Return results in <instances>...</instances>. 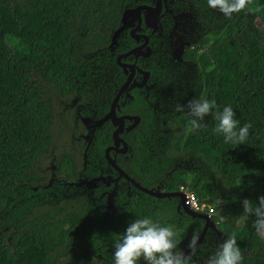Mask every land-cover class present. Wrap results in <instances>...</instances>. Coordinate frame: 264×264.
Wrapping results in <instances>:
<instances>
[{
  "label": "trees",
  "instance_id": "16d2710c",
  "mask_svg": "<svg viewBox=\"0 0 264 264\" xmlns=\"http://www.w3.org/2000/svg\"><path fill=\"white\" fill-rule=\"evenodd\" d=\"M132 1L0 0V264H56L71 239L78 243L71 264H114L90 252L91 238H116L121 228V218L112 226L116 218L104 215L107 193H102L110 188L101 182L90 189L75 185L83 176L105 174L107 165L98 162L94 152L99 149L92 143V163L78 172L81 147L72 138L71 116L63 115L61 103L85 93L78 70L92 53H108L103 49ZM251 8L204 30L201 50L186 49L184 57L202 69L204 99L214 100L216 108L201 122L203 127L191 132L189 117L172 118L155 160L161 173L169 172L159 175L161 189L185 185L199 201L213 204L211 219L226 233L225 240L235 234L241 264H264V237L253 226L254 215L245 219L242 205L248 199L258 206L264 196V0H252ZM119 42L133 44L127 34ZM228 106L238 127L251 124L244 144L226 143L215 131V115ZM173 163L179 165L173 168ZM51 170L61 182L51 181ZM146 182L141 183L150 186ZM133 191L129 195L120 189L115 195L116 204L119 197L124 200L115 216L132 221L143 216L173 225L179 232L177 252L201 230L202 219H187L176 210L177 197L159 199ZM135 198L138 204L124 205ZM81 215L93 227L77 240ZM220 216L226 218L222 223ZM187 220L191 224L185 227L181 223ZM214 253L195 255L194 264Z\"/></svg>",
  "mask_w": 264,
  "mask_h": 264
},
{
  "label": "flooded vegetation",
  "instance_id": "af4514ba",
  "mask_svg": "<svg viewBox=\"0 0 264 264\" xmlns=\"http://www.w3.org/2000/svg\"><path fill=\"white\" fill-rule=\"evenodd\" d=\"M194 1L197 7L196 19L202 23L205 30L217 25V21L226 18L219 11L206 7L207 0ZM154 2L155 0H133L124 7L123 11L126 8H134L138 5L153 6ZM188 2L190 6V0ZM186 8L188 7L180 8L178 6L170 8L165 6L161 11L163 14H158L156 22L153 20L149 21V19L146 20L148 15L144 14L145 10H143L140 20L138 21L137 18H134L132 24L120 33L117 41L119 42V38L125 37V34L133 40L131 47H127L125 43L121 42V45L126 49L121 50V53H123L133 47L142 45L145 41L144 36H146L147 44L141 48V52L146 53V47L148 46L150 53L147 55L137 53L122 57L120 60L126 65L125 67L118 64L116 60L121 53L113 57H109V53H105L104 56L95 55L94 57V53H92L87 57V62L82 64L83 68L79 69L80 71L78 70L79 83L84 85L85 93L81 96L72 97L67 103H61L63 115L68 113L71 116L68 121L72 125V138H75L81 147L78 153V172H81L82 169L85 170L92 163L93 158L90 155V151L88 152V148L92 143L99 149V151L94 152L98 162L107 165L103 169L106 172L105 174H98L90 178L91 180L96 177H102L104 180H97L95 185L92 184L90 188L101 182L104 186L110 188L108 192L105 191L102 195L115 191L114 197L109 202L110 208L104 215L111 217V220L116 218L112 226H117V218H121V223L119 224L121 228H117L114 233L116 238L121 237L120 233L126 230L132 220H127L120 214L115 216L116 209L117 211L119 209L118 205L120 206V203H124V200L119 197L117 205L115 203V195L121 194L120 189H126V194L129 195L134 193L133 190L142 191L136 188L131 181L120 175L118 170L109 163L106 154L124 174L140 184V186L161 193L180 192L179 189L174 191L161 189L159 175L164 174L166 176L169 172L161 173V165L156 162L155 158L157 155L155 153H157L160 146L164 145L168 128H171L174 124L172 118L184 114L191 119L189 110L186 107L188 102L203 100L206 97V95H202V89L199 86L202 69L198 67L193 59L184 57L186 49L201 50L199 42L202 35L195 42L184 44L181 57L177 58L173 54V49L176 47L174 46L176 39L190 43L195 33L192 30L183 29L180 25L183 18L186 17ZM171 11H177V13ZM131 29H135L134 33L140 36L138 38L131 37ZM196 45L198 46L196 47ZM202 50L206 51L204 46H202ZM129 64L134 65L133 70L129 67ZM127 81V86L119 92L122 85ZM138 84L141 85L138 86ZM178 104L185 106L184 111L178 112L175 110ZM178 118L181 119L180 117ZM47 163L51 164V160L47 161ZM177 165L179 163H173L172 167L174 168ZM52 168H54L53 165ZM49 174V178L55 184L62 181L55 177L52 170ZM155 180H157V183L153 185L152 183ZM142 181H147L146 183L150 184V186L143 185ZM147 195L159 199L173 197ZM130 203L138 204V199H127L124 205L129 207ZM185 209H187V206L183 207L177 203L176 210L187 219H202L201 217L187 214ZM208 216L211 218L212 215ZM138 218L142 219L144 217H136V219ZM81 219L83 220V226L80 229L77 228L79 233L77 240L80 239L83 233L85 236L89 235L88 228L91 230L93 227L90 224V226H87L85 216L81 215ZM202 220L204 225L205 221L204 219ZM181 224L186 227L191 222L187 220ZM201 230L198 232L199 235ZM110 237L112 239L90 237L94 243L93 250H90L93 257L97 255L96 257L103 260H114V243L117 239L111 235ZM74 241L75 239L66 241V246L62 249L56 264L72 263H70V258L75 253V247H78V243ZM221 243H223L222 237L209 226L201 240L198 241L196 255L206 253L209 256L218 250ZM188 245L182 247L178 252L189 248ZM208 256L204 258L206 260H201V262L197 263L206 264Z\"/></svg>",
  "mask_w": 264,
  "mask_h": 264
},
{
  "label": "clouds",
  "instance_id": "9594fccd",
  "mask_svg": "<svg viewBox=\"0 0 264 264\" xmlns=\"http://www.w3.org/2000/svg\"><path fill=\"white\" fill-rule=\"evenodd\" d=\"M211 9L222 13L231 19L233 14L249 12L252 10V0H207ZM189 115L188 131L203 127L201 123L206 116L212 114L216 108L214 100H192L187 106ZM184 105H177L176 111H184ZM219 121L215 131L223 134L225 142L233 145L244 144L249 135L250 123L238 127L239 120L231 106L225 107L222 112L215 115ZM218 203H220L218 201ZM245 219L248 216L256 217L254 227L257 233L264 237V196L259 198V205L253 206L248 199L242 201ZM225 217L220 216L219 222H224ZM179 232L173 225L164 226L151 218H138L127 226L124 234L114 243V264H138L143 259L146 264H194L193 257L197 252L199 234L194 233L190 242V252H177ZM243 255L237 244L235 234L223 241L218 250L210 256L206 264H241Z\"/></svg>",
  "mask_w": 264,
  "mask_h": 264
},
{
  "label": "water",
  "instance_id": "95a60500",
  "mask_svg": "<svg viewBox=\"0 0 264 264\" xmlns=\"http://www.w3.org/2000/svg\"><path fill=\"white\" fill-rule=\"evenodd\" d=\"M166 1L167 0H155L153 6H151V5L150 6L149 5H138L137 7H134V8H126L122 12V16H121L119 27L114 31V33H113V35L111 37V43L109 44V46L107 48L103 49V51L105 52L107 50L106 52H108L110 54L109 57H113L114 55H117V54L121 53V50H126L124 46L119 44L117 39L120 36V33L123 30H125V28H127L128 26H130L132 24L134 18H137L138 21L140 20L141 12L143 10H145L144 14L148 15L146 20L149 19V21L153 20L154 22H156L157 18H158L157 17L158 14H160V13L163 14V12H161L163 7L166 6V7L172 8V7H178L179 6L180 8L188 7L185 10L186 17L183 18V21L180 24L181 27L183 29L192 30V31L195 32L194 36H193V39H192V41L190 43H188L187 41H182V40H178V39L175 40L174 46H176V47L173 49V54L177 58L181 57L182 52H183L184 44H191V43L195 42L196 40H198V38L203 34V32L205 30V27H203L202 23L197 21V19H196L197 7L195 5V1L194 0H190V6H189V2H188L189 0H168L167 3H166ZM171 12L177 13V11H171ZM134 30L135 29H131L130 30L131 37L138 38L140 35L135 34ZM144 38H145V41L143 42L142 45L137 46V47H133V48L129 49L128 51H125V52L121 53L120 55H118V57L116 58L117 63L120 64L121 66L125 67L126 65L120 60L122 57H127V56H130L132 54H137V53H140L142 55L149 54L150 53V48L148 46L146 47V49H147L146 53L141 52V48H143L147 44V37L144 36ZM133 66L134 65H130L129 67L133 70ZM127 84H128V81L125 82L122 85V87H121L119 92H121L127 86ZM140 85L141 84H138V86H140ZM109 115H111V114H109ZM106 156H107V159H108L109 163L116 170H118L120 175L124 176L126 179L131 181L132 184L136 188L141 190L142 192L147 193V194H151V195H154V196H157V197L176 196L178 198V200H179L178 205H182L183 207L187 206V209H185L187 214H189L191 216H195V217L198 216V217H201L202 219H204L205 223H204L203 228H202V230L200 232L199 241L201 240V238L203 237V235L205 234V232L209 228V226L211 228H213L216 231V233L222 237L223 241L225 240L226 233L222 232L221 230H219L217 228L216 222L211 220L210 216H208L206 214L199 213V212H195V211H193V209L189 205H186L184 203V199H185L184 193H182L181 191L180 192H171V193H166V192H162L161 193V192L153 191L151 189L144 188V187L140 186V184L135 182L133 179L129 178L126 174H124V172L122 170H120L113 163V161L109 158V156L107 154H106ZM99 179L100 180H104L102 177H96V178H93V179L90 180V179H87V177L83 176L77 182H75V185H77V186H85V188L90 189L91 185L92 184L95 185V182L97 180H99ZM96 186H97V184H96ZM114 192L115 191L113 190L111 193H107V196H106V199H105L106 205H107L106 209H105L106 213L108 212V210L110 208V203L109 202L114 197ZM101 198H98L97 201H101L100 200ZM189 251H190V249L187 248V249L183 250L182 252H184L186 254ZM199 260L201 261V260H206V259L200 258Z\"/></svg>",
  "mask_w": 264,
  "mask_h": 264
},
{
  "label": "built area",
  "instance_id": "2783aa9c",
  "mask_svg": "<svg viewBox=\"0 0 264 264\" xmlns=\"http://www.w3.org/2000/svg\"><path fill=\"white\" fill-rule=\"evenodd\" d=\"M179 190L185 195L184 203L189 205L193 211L199 213L203 212L207 215H212L214 213V205L206 201H199L196 195L187 186L181 185Z\"/></svg>",
  "mask_w": 264,
  "mask_h": 264
},
{
  "label": "rangeland",
  "instance_id": "374dc122",
  "mask_svg": "<svg viewBox=\"0 0 264 264\" xmlns=\"http://www.w3.org/2000/svg\"><path fill=\"white\" fill-rule=\"evenodd\" d=\"M254 53H256V50L254 51ZM205 254H206V253H205ZM205 254H203V256H204ZM198 259H200V258H198Z\"/></svg>",
  "mask_w": 264,
  "mask_h": 264
}]
</instances>
